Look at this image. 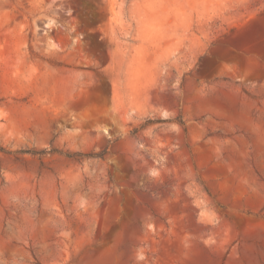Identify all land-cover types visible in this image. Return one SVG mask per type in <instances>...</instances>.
Listing matches in <instances>:
<instances>
[{
	"label": "rangeland",
	"instance_id": "obj_1",
	"mask_svg": "<svg viewBox=\"0 0 264 264\" xmlns=\"http://www.w3.org/2000/svg\"><path fill=\"white\" fill-rule=\"evenodd\" d=\"M0 264H264V0H0Z\"/></svg>",
	"mask_w": 264,
	"mask_h": 264
},
{
	"label": "trees",
	"instance_id": "obj_2",
	"mask_svg": "<svg viewBox=\"0 0 264 264\" xmlns=\"http://www.w3.org/2000/svg\"><path fill=\"white\" fill-rule=\"evenodd\" d=\"M40 152H42V151H40ZM40 152L32 151V153H40Z\"/></svg>",
	"mask_w": 264,
	"mask_h": 264
}]
</instances>
